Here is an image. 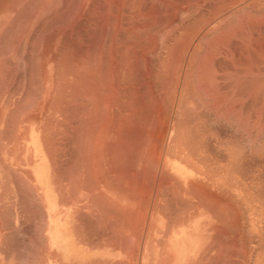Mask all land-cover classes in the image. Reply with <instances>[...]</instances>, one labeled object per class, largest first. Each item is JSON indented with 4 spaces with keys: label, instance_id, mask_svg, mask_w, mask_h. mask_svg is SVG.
Returning a JSON list of instances; mask_svg holds the SVG:
<instances>
[{
    "label": "rangeland",
    "instance_id": "rangeland-1",
    "mask_svg": "<svg viewBox=\"0 0 264 264\" xmlns=\"http://www.w3.org/2000/svg\"><path fill=\"white\" fill-rule=\"evenodd\" d=\"M2 56L43 63L36 100L53 101L77 180L88 142L122 128L124 169L138 157L140 242L154 199L172 221L181 202L249 203L250 260L235 228L234 259L172 264H264V0H0ZM172 173L196 179L186 195Z\"/></svg>",
    "mask_w": 264,
    "mask_h": 264
},
{
    "label": "crops",
    "instance_id": "crops-1",
    "mask_svg": "<svg viewBox=\"0 0 264 264\" xmlns=\"http://www.w3.org/2000/svg\"><path fill=\"white\" fill-rule=\"evenodd\" d=\"M7 57H0V264H172L211 259L204 257L211 253L234 259L235 228L243 229V259L250 260L249 203L193 210L181 202L172 221L169 204L154 199L140 242L138 157H126L124 169L122 128H104L88 142L77 180L74 142L60 147L53 101L36 100L37 85L49 83L43 63ZM172 175L184 195L196 181L192 173ZM60 214L66 238L58 236Z\"/></svg>",
    "mask_w": 264,
    "mask_h": 264
},
{
    "label": "bare ground",
    "instance_id": "bare-ground-1",
    "mask_svg": "<svg viewBox=\"0 0 264 264\" xmlns=\"http://www.w3.org/2000/svg\"><path fill=\"white\" fill-rule=\"evenodd\" d=\"M130 139V138H129ZM116 149V148H115ZM113 164V163H112ZM80 165V164H79ZM116 165V164H115ZM95 200V199H94ZM162 201V200H161ZM148 202V201H147ZM183 204V203H182ZM196 204V203H195ZM192 205V204H191ZM194 205V204H193ZM128 212V211H127ZM129 213V212H128ZM168 230H169V228H168ZM164 232V231H163ZM132 242V241H131ZM159 253V252H158Z\"/></svg>",
    "mask_w": 264,
    "mask_h": 264
}]
</instances>
